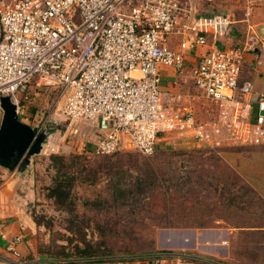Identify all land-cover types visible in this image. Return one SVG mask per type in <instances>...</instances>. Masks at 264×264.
Wrapping results in <instances>:
<instances>
[{
    "label": "built area",
    "instance_id": "built-area-1",
    "mask_svg": "<svg viewBox=\"0 0 264 264\" xmlns=\"http://www.w3.org/2000/svg\"><path fill=\"white\" fill-rule=\"evenodd\" d=\"M231 26L220 12L193 15L184 0H0V98L20 118L32 81L58 90L63 135L85 137L92 157L151 156L165 140L264 146V95L241 79L246 48L209 41ZM165 69L173 77L163 85ZM46 134L43 149L55 151L60 133ZM24 231L7 248L19 264H28L15 251Z\"/></svg>",
    "mask_w": 264,
    "mask_h": 264
},
{
    "label": "rangeland",
    "instance_id": "rangeland-1",
    "mask_svg": "<svg viewBox=\"0 0 264 264\" xmlns=\"http://www.w3.org/2000/svg\"><path fill=\"white\" fill-rule=\"evenodd\" d=\"M254 1L184 0L193 15L234 18ZM18 99L23 123L60 133L55 151L43 149L33 157L29 176L34 192L28 211L36 225L30 250L36 258L75 264H264V146L216 151L165 140L151 156L131 151L92 157L86 155L85 137L63 135L58 90L32 81ZM256 114L254 106L252 121ZM2 115L0 108V123ZM1 172L0 189L6 181ZM213 230L225 232L221 249L205 240ZM186 232L196 236L197 248L170 249L173 235Z\"/></svg>",
    "mask_w": 264,
    "mask_h": 264
},
{
    "label": "crops",
    "instance_id": "crops-1",
    "mask_svg": "<svg viewBox=\"0 0 264 264\" xmlns=\"http://www.w3.org/2000/svg\"><path fill=\"white\" fill-rule=\"evenodd\" d=\"M229 18L232 26L228 35L216 41L211 39L209 41L210 43L214 42L217 46H244L246 51L244 52L241 79L251 83L256 95H264V50L260 47V41L264 38V0L254 1V4L250 8H246L241 15ZM177 45L176 41H172V48H177ZM198 52L199 56L204 52V49ZM195 59L189 54L186 57L188 62H193ZM165 76L171 79L173 72L170 69H165L163 77L165 82L163 85H166V81H168ZM33 157L30 158L29 165L22 170H18V172L15 170H5L8 173L0 171L3 175L2 177L6 179L0 189V264H19L22 262L10 251H7L13 238L20 235L21 227H24L25 231L21 233L23 239L15 246V251L21 255L22 260H25L28 264H75L68 261H43L41 258H36L34 252L32 254V250H30L32 230L36 228L34 219L28 211L34 192L33 182L29 180L33 167ZM173 236L175 238L170 240L168 245L173 251H176L173 246L182 248L180 251H185L188 248H197L195 235L193 238L191 234L186 232L184 235L175 233ZM189 236H192V239H189ZM224 236L225 232L222 230L208 231L205 240L209 241L208 238H211L210 242H216L217 247L221 249L222 246L226 245ZM207 244L209 243L207 242ZM212 249L214 248L212 247ZM174 261L176 263L173 262L171 264H182L180 261ZM162 263L164 264V262ZM87 264H155V262L133 260Z\"/></svg>",
    "mask_w": 264,
    "mask_h": 264
},
{
    "label": "water",
    "instance_id": "water-1",
    "mask_svg": "<svg viewBox=\"0 0 264 264\" xmlns=\"http://www.w3.org/2000/svg\"><path fill=\"white\" fill-rule=\"evenodd\" d=\"M3 112L0 123V168L22 170L30 158L41 153L46 132L38 127L23 123L16 112V106L9 97L0 98Z\"/></svg>",
    "mask_w": 264,
    "mask_h": 264
},
{
    "label": "trees",
    "instance_id": "trees-1",
    "mask_svg": "<svg viewBox=\"0 0 264 264\" xmlns=\"http://www.w3.org/2000/svg\"><path fill=\"white\" fill-rule=\"evenodd\" d=\"M52 159L53 160H59V161H61V159H59V158H56V157H52ZM69 262V261H68ZM72 263V262H71Z\"/></svg>",
    "mask_w": 264,
    "mask_h": 264
}]
</instances>
